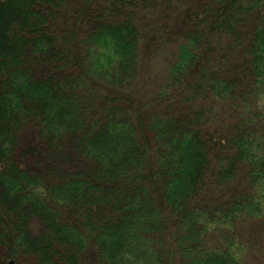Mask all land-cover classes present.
I'll return each mask as SVG.
<instances>
[{"label":"trees","instance_id":"16d2710c","mask_svg":"<svg viewBox=\"0 0 264 264\" xmlns=\"http://www.w3.org/2000/svg\"><path fill=\"white\" fill-rule=\"evenodd\" d=\"M264 0H0V264H254Z\"/></svg>","mask_w":264,"mask_h":264},{"label":"rangeland","instance_id":"374dc122","mask_svg":"<svg viewBox=\"0 0 264 264\" xmlns=\"http://www.w3.org/2000/svg\"><path fill=\"white\" fill-rule=\"evenodd\" d=\"M257 227L264 230V223L258 224ZM249 257L254 260V264H264V248L249 252Z\"/></svg>","mask_w":264,"mask_h":264},{"label":"water","instance_id":"95a60500","mask_svg":"<svg viewBox=\"0 0 264 264\" xmlns=\"http://www.w3.org/2000/svg\"><path fill=\"white\" fill-rule=\"evenodd\" d=\"M10 264H12V263H10Z\"/></svg>","mask_w":264,"mask_h":264}]
</instances>
